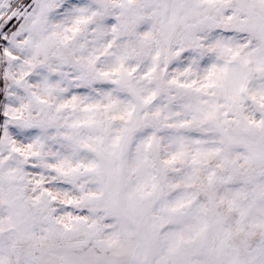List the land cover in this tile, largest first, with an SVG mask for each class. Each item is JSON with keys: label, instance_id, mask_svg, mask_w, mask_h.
<instances>
[{"label": "snow or ice", "instance_id": "obj_1", "mask_svg": "<svg viewBox=\"0 0 264 264\" xmlns=\"http://www.w3.org/2000/svg\"><path fill=\"white\" fill-rule=\"evenodd\" d=\"M0 264H264V0H0Z\"/></svg>", "mask_w": 264, "mask_h": 264}]
</instances>
